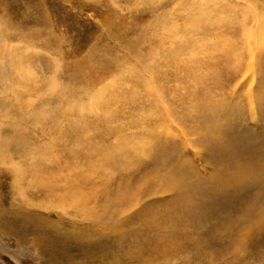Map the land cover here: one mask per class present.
I'll list each match as a JSON object with an SVG mask.
<instances>
[{
  "label": "rangeland",
  "instance_id": "1",
  "mask_svg": "<svg viewBox=\"0 0 264 264\" xmlns=\"http://www.w3.org/2000/svg\"><path fill=\"white\" fill-rule=\"evenodd\" d=\"M0 264H264V0H0Z\"/></svg>",
  "mask_w": 264,
  "mask_h": 264
}]
</instances>
